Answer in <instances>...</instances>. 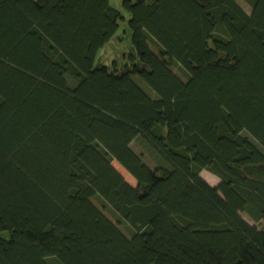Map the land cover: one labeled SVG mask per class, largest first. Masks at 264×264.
<instances>
[{"label": "trees", "instance_id": "trees-1", "mask_svg": "<svg viewBox=\"0 0 264 264\" xmlns=\"http://www.w3.org/2000/svg\"><path fill=\"white\" fill-rule=\"evenodd\" d=\"M243 1L0 0V264H264V0Z\"/></svg>", "mask_w": 264, "mask_h": 264}, {"label": "rangeland", "instance_id": "rangeland-1", "mask_svg": "<svg viewBox=\"0 0 264 264\" xmlns=\"http://www.w3.org/2000/svg\"><path fill=\"white\" fill-rule=\"evenodd\" d=\"M238 2V4L240 6H242L247 12L250 11V7L249 5L244 2L243 0H236ZM109 3L114 6V7H120V0H109ZM126 13V12H125ZM127 15V14H126ZM123 23L121 24L120 28H122L123 26ZM110 52V51H109ZM112 53H115V54H112ZM107 56H109V58H116V59H119V53L118 51L117 52H110L107 54ZM148 88V87H147ZM149 91H151L149 88L147 89ZM131 147L137 152V153H140L143 157V160L145 161V163L151 167V168H154L155 165H157V161L159 159V157L155 154V153H152L150 152V150H146L145 148V145L143 143V141L139 138L137 140H134L133 143L131 144ZM143 152V153H142ZM114 166L116 167V169L123 175V177L131 184H135V180L116 162H113ZM200 176L205 180L207 181L210 185L212 186H216L218 184V177L215 176L213 173H211L210 171L206 170V169H203L201 172H200ZM109 211V214L111 215V210L108 209ZM241 215L246 219L248 220L251 224H254V222L245 214V213H241ZM263 224V223H262ZM259 225V224H258ZM120 227L121 229L129 234V229H128V226L127 224L125 223H121L120 224Z\"/></svg>", "mask_w": 264, "mask_h": 264}]
</instances>
